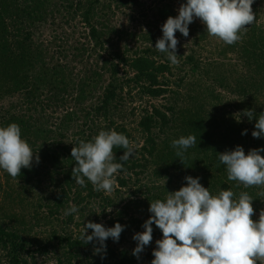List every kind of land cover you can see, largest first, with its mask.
Segmentation results:
<instances>
[{"label":"trees","instance_id":"obj_1","mask_svg":"<svg viewBox=\"0 0 264 264\" xmlns=\"http://www.w3.org/2000/svg\"><path fill=\"white\" fill-rule=\"evenodd\" d=\"M137 2L0 0V105L4 100H9V104L0 106V127L18 124L22 139L39 156V163H33L30 170L22 168L21 175L16 179L3 169L0 171L5 180L18 182V187L24 192L49 188L41 186L44 182L53 188V191L49 190V194L39 199V207L47 209V222H44L53 225L44 238L27 235L22 218H18L21 223L14 225L7 223L3 215L0 216V264H38L39 257L50 254L51 259L43 264H134L138 261L132 255V250L110 246L107 241L106 256L102 260L100 255L94 254L91 243L84 244L79 238L81 232L73 234L70 230L74 213L65 216V210L73 203L81 206L88 200V203L99 204L106 212L116 202L108 195L95 193L90 182L86 181V187H81L71 177L75 165L71 148L78 147L81 140L92 141L101 130H115L134 143L137 140L134 131L137 130L143 140L141 145L136 142V155L122 162L126 172L117 176L121 188L128 185L129 178H138L156 158L164 171L168 172L171 168L178 170L183 186L186 184L185 176L199 177V182L213 196L222 190H232L234 199L238 200L241 192H247L254 199L253 208L259 209V205L264 204V185L245 188L242 184L229 181L226 167L220 164L218 154L233 150L237 145L243 147L245 154L250 149L264 148V138H253L251 135L256 117L249 121L241 115L245 109H253L257 118L264 112V97L259 99L256 96L264 93V26L256 25V17L247 32L242 33V40L232 45L221 41L222 44L218 45V54L227 56L229 52H236L244 60L248 72L255 74L244 80L237 78L238 83L235 85L229 83V77L223 72L218 78L221 86L226 89L235 86L239 93H243L242 96L249 98L247 103L238 98L226 102L236 108L240 107L241 113L235 116L234 111L225 110L226 105L219 103L223 108L219 114L218 105L212 101L209 103L208 95L212 98L216 96L212 90L207 94L201 90L200 93L183 98L184 104L180 107L179 89L184 85L188 70L193 74L200 70L198 58L192 50L183 58L179 57L180 63L175 66L168 61L165 53L152 46L144 49L129 47L126 40L140 36L127 30L124 25L116 24L112 18L121 7ZM256 4L254 0L252 9L255 14ZM55 6L62 7L69 18L79 16L86 27V33H83L86 42L73 46L74 57L80 58L84 66L82 76H75L65 63L59 62L58 58L66 57L68 50L60 49L48 55V47L36 40L38 29L43 27L46 15ZM172 7L168 3L158 7L156 14L159 19L174 17ZM129 16L134 18V15ZM190 29L198 34L194 37V44L200 45L201 41H206V37H212L205 27L194 25ZM141 37L145 40L153 38L151 34H143ZM93 55H96L100 65L99 62L90 64ZM202 87L207 90V85ZM189 89L194 87L189 86ZM161 99L162 104L151 102ZM220 100L218 97V102ZM67 101L72 102L74 107L64 109L55 123V129H50L52 116L48 115V109L51 113L55 107H65ZM136 101L142 104L139 111V107L133 105ZM238 119L240 122H237ZM72 126L75 131L70 135ZM171 127H175L177 133L166 134ZM245 129L247 134L241 135ZM163 134L164 144L159 148L158 140ZM188 135L197 138V146L187 149L180 161L171 142ZM114 151L117 162H121L119 156L123 150ZM260 155L264 157V152ZM140 194L145 202L166 199L162 192L151 194L140 191ZM134 203L141 204L140 200L131 201L118 210L112 209V212L116 211L113 218H109V223L103 225L111 227L120 223L125 228L131 225L143 229L142 225L147 218H125L131 208L130 204ZM36 221L37 218L34 223ZM152 228L153 232L161 233L155 224ZM88 234H91L90 229ZM152 252L150 250L146 253L150 260L154 258Z\"/></svg>","mask_w":264,"mask_h":264},{"label":"clouds","instance_id":"obj_2","mask_svg":"<svg viewBox=\"0 0 264 264\" xmlns=\"http://www.w3.org/2000/svg\"><path fill=\"white\" fill-rule=\"evenodd\" d=\"M254 0H186L178 8V15L169 16L161 26L162 37L155 48L167 55L168 61L178 66L179 44L175 33L189 36V25L199 19L210 36L217 37L227 45L242 40V33L255 22ZM241 115L249 121L256 117L253 138H264V112L256 116L253 109H245ZM237 122H240L239 119ZM247 134L243 130L241 135ZM196 137L188 135L174 139L171 146L181 161L187 149L197 146ZM136 145L128 137L115 130H101L92 141H79L71 148L75 165L71 177L81 187L90 182L95 191L111 193L117 187V176L126 172L122 162L136 155ZM114 149H122L117 157ZM264 148L250 149L247 154L237 145L233 150L219 154V162L226 167L227 179L245 188L264 185ZM39 163L37 152L21 137V128L16 123L0 127V169L13 179L21 175V169H31ZM186 184L179 190L168 192L165 200L149 203V218L143 223V231L132 239L136 246L132 255L137 260L153 240L152 225L161 231L156 240L151 264H264V210L253 220L254 200L247 192H241L238 200L232 190H222L217 196L210 194L199 177H184ZM111 210V209H110ZM109 210V211H110ZM71 206L65 216L76 213ZM125 225L115 223L105 227L102 223L88 221L84 224L80 239L92 244L94 254L103 260L106 256V241L118 242ZM91 234H88V230ZM98 245V246H97Z\"/></svg>","mask_w":264,"mask_h":264},{"label":"rangeland","instance_id":"obj_3","mask_svg":"<svg viewBox=\"0 0 264 264\" xmlns=\"http://www.w3.org/2000/svg\"><path fill=\"white\" fill-rule=\"evenodd\" d=\"M173 5L174 8V17L178 15V8L181 3H186V0H138L137 4H128L126 7H121L116 15L112 18L116 24L124 25V27L133 31L140 38L136 39H127L126 44L129 47H139L140 49H144L145 47L152 46L155 48V43L158 37H162L161 26L166 21L163 19H159L157 16V8L164 6L165 4ZM256 25L259 27L264 26V0H256ZM113 5V4H112ZM129 14L134 15V18H131ZM46 21L43 27L38 29L37 39L38 42H42L45 46L48 47V55L53 54L60 49L68 50L67 56H60L59 62L65 63L68 68L72 71V73L76 76H82L84 73L83 64H81L80 58L74 57L73 46L80 43H85L86 39L84 38V34L86 33V27L81 22L80 17L69 18L67 16L66 11L60 7L55 6L52 8L51 12L46 15ZM194 25L204 27L201 21L197 18L193 23L189 25V36L184 37L178 31L175 33L176 38L179 41L177 46V55L179 57H184L192 52L198 58L200 70L196 73H190L188 70V75L185 76L184 85L179 89L181 102L180 107L184 104L183 98L191 96L194 93H200L201 90L205 91L207 94L208 91L212 90L213 94L216 95L215 98L209 97V103L212 101L213 104L218 105L217 110L219 114L223 111L221 104H225V110L234 111V115L237 116L241 111L239 108L232 106V103H227V101L234 100H244L243 102L247 103L249 98L247 96H242L243 93H239V91L234 88L226 89L221 86L218 82V78L221 76V72L224 75L229 77L228 81L231 85H235L238 83V79L244 80L248 79L250 75H255L254 73H249L247 70V66L243 63V59H241L236 52H229L227 56L218 54L219 48L218 45L221 43V40L217 37H206V41H201L200 45L194 44V37L198 35L194 33L190 28ZM149 31V33H147ZM143 34H151L153 38H148V40L143 39L141 35ZM154 37L157 39L155 40ZM135 40V41H134ZM125 42V40H124ZM125 43H121L123 45ZM56 56V55H55ZM178 57V58H179ZM50 59V58H49ZM53 61L52 59H50ZM100 61L93 55L90 64L96 63ZM98 68V67H97ZM183 69V68H182ZM186 69V68H184ZM188 69V68H187ZM98 70V69H97ZM234 71V72H233ZM231 73V74H230ZM220 74V75H219ZM199 83V84H198ZM206 87L207 90L201 86ZM197 84L199 86H197ZM189 86H193L194 89H189ZM204 94V93H203ZM202 94V95H203ZM201 95V96H202ZM259 99L264 97V93L257 94ZM218 97L221 99V102H218ZM238 98V99H236ZM152 103L162 104V99L160 100H152ZM162 102V103H161ZM4 103L9 104V100H4L0 106H4ZM221 103V104H219ZM5 104V105H6ZM137 108V111L141 109L142 104L140 101L134 102ZM74 107L72 102L67 101L65 107L54 108L53 112L50 113V109H48V115L50 118L49 128L55 129L58 118L63 114L64 109ZM210 107V105H208ZM233 109V110H232ZM235 109V110H234ZM133 119V118H131ZM56 123V124H55ZM135 123L132 124L133 127ZM175 127L169 128L166 134L174 135L176 132ZM71 134L75 131V127L72 126ZM134 135L137 137L136 142L138 144H142L143 140L140 137V133L135 130ZM164 134L161 135V138L158 140V147L161 148L163 143ZM135 142V145H136ZM137 146V145H136ZM163 147V146H162ZM165 149V148H163ZM155 161V162H154ZM138 179V180H137ZM128 185L126 187L121 188L118 184L115 191L111 193H107L104 191H95V193H102L103 195H108L112 197L116 202L112 209L118 210L123 205H128L131 201L137 202V200L141 202V204L134 203L130 204V210L128 211V216L125 218H149L151 213L148 211L149 203L145 202L143 198H141L140 191L142 193L150 192L151 194L162 192L164 196L167 197L168 192L179 190L182 185L183 179L182 176L179 178L178 170H174L173 168L169 169L168 172L164 171L160 166L159 162L156 158H154L153 162L149 164L147 168L143 170V173L138 176V178L131 177L128 179ZM19 183L12 180H5L3 173L0 171V216H2L7 223H11L14 225H18L21 223L23 219V226L26 228V234L32 237H42L44 238L47 234L50 233L52 226L48 225L47 219L45 218V214L47 212L46 207H39V199L42 195L49 194V190L53 191L51 185L49 183H43L42 187H49L42 189L29 190V192H24L22 188L18 187ZM93 188V186H92ZM140 188L141 190H139ZM94 190V188H93ZM83 194H86V191H83ZM41 202V201H40ZM119 203L116 205V203ZM42 203V202H41ZM76 206L74 203L72 206ZM87 205V206H86ZM78 211L74 213V220L70 225V230H72L73 234L81 232L83 226L88 221L95 223L108 224L109 218H113V213L116 211H111L110 208L105 212L99 204L95 205L94 202L88 203V200L83 202V205L76 206ZM82 207V208H81ZM85 207V209H83ZM264 210V204L259 205V209L254 207V216L252 219L255 221L258 219L260 212ZM104 211V212H102ZM15 217H11V216ZM43 217V218H42ZM37 218V221L34 223V219ZM45 218V219H44ZM42 220V221H40ZM45 220V222H44ZM9 223V224H10ZM40 224V225H38ZM58 229L59 226L57 225ZM112 227V226H111ZM144 229L139 228L138 226L127 225V228L121 233L119 241L113 242L111 239H108L107 242L110 246H116L118 248L127 249L129 251L133 250L136 246V241L132 239L133 235L137 232H142ZM153 240L151 244L146 248V250L141 253V258L134 264H151V260L146 256V253L150 250H154L156 248V240L162 238V233L153 232L152 233ZM51 257L49 256H41L38 258L37 263L43 264ZM44 261V262H43ZM50 262V261H49Z\"/></svg>","mask_w":264,"mask_h":264}]
</instances>
